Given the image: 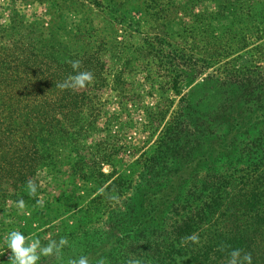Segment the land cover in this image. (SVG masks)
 I'll return each mask as SVG.
<instances>
[{
	"label": "rangeland",
	"instance_id": "374dc122",
	"mask_svg": "<svg viewBox=\"0 0 264 264\" xmlns=\"http://www.w3.org/2000/svg\"><path fill=\"white\" fill-rule=\"evenodd\" d=\"M17 51L27 64L15 88L29 103L53 104L61 123L37 142L46 151L28 178L0 169V264H10L3 237L13 229L42 244L67 238L65 264L91 250L90 264H147L142 255L208 199L214 175L233 176L225 196L249 189L247 151L264 135L249 128L264 107V0H0V53ZM54 59L68 63V77L79 60L93 81L72 97L59 81L41 84ZM207 150L225 154L210 161ZM144 195L164 201V218L117 240Z\"/></svg>",
	"mask_w": 264,
	"mask_h": 264
},
{
	"label": "trees",
	"instance_id": "16d2710c",
	"mask_svg": "<svg viewBox=\"0 0 264 264\" xmlns=\"http://www.w3.org/2000/svg\"><path fill=\"white\" fill-rule=\"evenodd\" d=\"M13 56L11 53H0V147L9 151L0 155V169H10L14 176L26 179L39 164V156L46 151L42 152L37 142L51 131V124L61 122L55 117L57 111L53 109V104L48 101L39 105L29 103L24 99L25 87L15 88L14 84H22L21 81L25 80L27 58L24 57V51H17ZM53 63L56 64L57 71L48 72L47 75L41 71L38 80L41 84L47 83V79L64 83L70 76L76 75L71 70L70 76H67L64 71L69 69V65L64 60L54 59ZM62 66L63 70H60ZM75 92V89H67L66 94L72 97ZM65 109L69 118L75 114L73 103H69ZM249 118V128H264V107L256 108ZM67 121L70 122L71 119ZM241 122L244 124V120ZM220 154L225 153L209 157L207 150L203 157L211 161ZM247 156L248 173L243 176L250 187L246 193L242 196H225L227 188L228 191L233 189V176L229 178L227 174L220 172L214 175L217 182L213 183L212 179L208 181V199L189 215L174 221L166 241H158L156 249L150 251V255H142L145 263L230 264L229 253L232 249H240L241 256L251 254L252 264H264V194L257 190L259 187L264 189V135L254 137ZM237 159L241 160V157ZM24 164L32 166H27L26 169ZM24 170L25 173H30L22 176ZM0 178L5 179V174L1 173ZM148 199L149 196H142L138 207L140 212L138 215L134 214V222L129 218L133 223L128 231L117 236V240L134 239L151 222L157 225L164 218V201ZM198 236L200 244H193L194 238ZM211 253L214 257H211ZM86 256L92 259L91 256L95 257L96 251L91 250Z\"/></svg>",
	"mask_w": 264,
	"mask_h": 264
},
{
	"label": "clouds",
	"instance_id": "9594fccd",
	"mask_svg": "<svg viewBox=\"0 0 264 264\" xmlns=\"http://www.w3.org/2000/svg\"><path fill=\"white\" fill-rule=\"evenodd\" d=\"M71 67L76 75L69 77L67 81L58 85L61 89H77L85 88L90 84L94 77L90 71H78L80 68V61H71ZM37 184L29 180L26 185V191L30 196L37 195ZM16 207L19 210H24L26 207L23 198L18 199ZM38 204L43 206V201L38 200ZM69 244L65 237L57 239H50L46 244H42L41 240L36 237L26 236L19 230H10L6 236L3 237V245L5 250H10L8 261L10 264H38L41 257L54 256L57 264H65L63 257V249ZM230 264H252V256L250 253L241 256L240 249H232L229 253ZM66 264H90V259L86 255H80L77 258L68 259ZM99 264H104L103 260ZM128 264H141L139 259L130 260Z\"/></svg>",
	"mask_w": 264,
	"mask_h": 264
}]
</instances>
